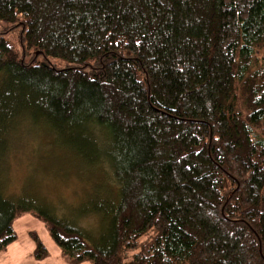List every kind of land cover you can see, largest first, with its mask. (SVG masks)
<instances>
[{"label":"trees","instance_id":"1","mask_svg":"<svg viewBox=\"0 0 264 264\" xmlns=\"http://www.w3.org/2000/svg\"><path fill=\"white\" fill-rule=\"evenodd\" d=\"M25 123L98 221L0 186V252L30 212L70 264H264V0H0L1 156Z\"/></svg>","mask_w":264,"mask_h":264},{"label":"rangeland","instance_id":"2","mask_svg":"<svg viewBox=\"0 0 264 264\" xmlns=\"http://www.w3.org/2000/svg\"><path fill=\"white\" fill-rule=\"evenodd\" d=\"M10 139L9 148L0 155L3 192L18 197L24 196L28 190L40 196L57 215H73L79 217L82 225L95 227L98 221L96 214L83 215L84 209L94 205L97 189L90 184L94 178L83 175L64 153L51 149L49 138L27 123L22 124ZM12 227L16 238L0 252V264H70L41 219L25 212L15 219ZM32 232L37 234L47 250L42 259L35 257L36 244L32 240Z\"/></svg>","mask_w":264,"mask_h":264}]
</instances>
